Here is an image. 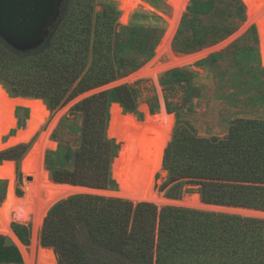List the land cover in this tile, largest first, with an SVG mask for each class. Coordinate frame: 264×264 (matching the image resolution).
Listing matches in <instances>:
<instances>
[{
    "label": "trees",
    "instance_id": "1",
    "mask_svg": "<svg viewBox=\"0 0 264 264\" xmlns=\"http://www.w3.org/2000/svg\"><path fill=\"white\" fill-rule=\"evenodd\" d=\"M89 1L90 8L82 0H63L59 16L55 11L43 35L27 49L18 50L0 36V84L13 97H21L10 98L0 85V102L12 107L11 121L3 133L17 126L15 108L47 109L42 101L28 99H41L50 110H57L81 94L139 70L153 57L155 40L139 34L137 26L118 29L119 11L113 0L96 15L95 24L93 0ZM116 1L121 12L132 2ZM199 15H211L209 23L196 24L189 18ZM244 16L242 0H192L179 32L180 36L186 31L192 34L186 42L177 38L175 49L187 53L216 45L236 31ZM227 56L228 52L216 53L202 64L213 66ZM144 83L122 85L74 106L72 114L82 124L66 120L59 132L67 128L69 134L77 135L76 141L62 142L56 136L59 148L46 155L54 182L113 190L116 181L120 184L124 140L164 136L162 129H152L136 118L123 117L116 129L109 130L113 104H120L125 113L139 114ZM190 83L188 74L179 70L160 80L167 112L177 113L171 141L172 128L166 133L170 143L163 167L168 180L162 190L170 186L166 196L172 200L192 192L208 205L264 212V119H236L223 139L200 137L180 117L190 96L183 103L174 102L176 87ZM146 91L151 114H157L158 97L153 89ZM120 146V158L113 166ZM11 148L0 154V160H20L27 152L24 146ZM35 154L38 157L37 150L24 158L25 173L35 171L31 166ZM14 231L23 244H29L28 227L16 225ZM42 244L54 250L56 264H264V221L77 195L50 210ZM0 264H23L19 249L1 235Z\"/></svg>",
    "mask_w": 264,
    "mask_h": 264
},
{
    "label": "rangeland",
    "instance_id": "2",
    "mask_svg": "<svg viewBox=\"0 0 264 264\" xmlns=\"http://www.w3.org/2000/svg\"><path fill=\"white\" fill-rule=\"evenodd\" d=\"M76 1L79 2V0ZM108 1L109 0H93L92 6L94 11L92 14V21L94 24L96 23V15L102 11L103 6H105ZM62 2L63 0H58L57 3L56 15L58 16L60 14ZM82 2L89 5L88 8H90V1L88 2V0H82ZM113 2L119 11L117 22L119 25L118 29L121 27L137 26L139 29V34L143 36L147 35L148 40H155L154 42H156V47L153 57L139 70L106 86L81 94L57 110H50L46 103L41 99H28L42 101L47 109H41L42 111L46 112L44 117L41 114V116L44 118H42L43 122L40 127L31 135V138L27 142L21 143L20 145H15V147H5V145L11 140L29 135L32 132L34 128V122L32 119L33 111L34 109L40 108H15L14 111L15 117L17 119V126L11 128L8 134H5L3 133V130L5 129L4 127L10 123L12 117L11 107L9 122L0 126V141L3 142H0V154L12 149L11 147H27L26 154L20 160H0V167L5 166L9 162L14 163L15 165V194L17 198L25 199L28 196L27 189L30 188L29 201L18 207H14L15 209L13 208L11 210L8 234L6 233L5 235L0 232L1 236L6 237L19 249L23 258V264L57 263L56 256L55 262L53 263H39L38 261L39 253L46 249V247H44L42 244V232L45 220L50 210L56 204L70 198H59L60 196L58 195L60 194L58 189L72 185L58 184L54 182L51 173L46 166V155L48 152L55 151L59 148V139L62 142H67L70 140L72 143H74L76 141L77 135L73 136L72 134H69L70 131L67 128H64V130H61L60 132L59 129L66 120H69V122L73 124L75 122L74 125L76 126H80L82 124V119L78 117V115L76 116L72 114V109L74 106H76L81 101L122 85L135 86L139 82H145L141 85L144 93L138 107L139 114L136 116L134 114L125 113L120 104H113L110 110L112 124L109 130L116 129L118 127L119 120L123 117L128 119L136 118L140 122H144L146 126L152 129H162L164 136L157 139L167 140L166 133L168 129L172 128L170 138L171 141L177 122V113L169 114L167 112L165 92L163 91V88L160 84V80L165 74L174 70H179L188 74V78L190 79L191 83L190 86L183 84V88L180 86L176 87L177 90L174 95V102L179 103L181 101L183 103L185 98L190 96V102L183 106V110L180 112V117L182 121L188 122L196 130L200 137L223 139L229 134L232 122H234L236 119H264V63L261 53L262 38L257 23L254 21L250 22L248 8L243 1L242 2L245 7L244 19L242 22L238 23L236 31L230 37L216 45L207 46L199 51L187 53L178 52L175 49V43L177 42V38L179 41V37L182 41L184 40L186 42V40H188L192 34L190 31L184 32L181 36L179 34L184 18L189 14V8L192 5V0H132L131 4L126 6L122 12L120 10V3L116 0H113ZM183 7L184 10L181 12L178 23L170 36L169 48L163 49V41H165L164 39L167 37L169 28L172 27V19L177 18L180 10L183 9ZM263 12L264 11L261 10L259 15L263 14ZM189 18L191 20L193 19L192 22L195 20L194 22L196 24L201 22V24L206 25L209 23L211 15H199L195 18H191L190 16ZM54 20L55 19H53V21ZM223 52H228L226 60L216 63L213 66H211V62L202 64L204 61L211 59L212 55ZM129 57L132 59L131 56ZM179 59H182V61L187 60V63L172 66L171 63ZM0 85L10 98H21L13 97L2 84ZM146 88L153 89L158 97L159 111L157 114H151L150 105L147 102L149 92H147L148 90L146 91ZM143 106H147L152 116L159 115L164 108L167 115L173 116L174 125L169 128L152 127L148 125L146 123V115L141 110ZM69 125L68 128H70ZM56 136L59 137V139ZM168 144L166 148L168 147ZM74 145H76V143ZM34 150L38 151V157L35 154L31 161V166L33 168L36 167L35 171L32 173H25L23 171V160ZM120 151L121 146L118 155L119 157ZM164 155L161 170L159 173H157L153 186V192L157 201H136L127 198L121 193L120 184H118L116 180L117 186L113 190H99L72 186L84 189L73 196H101L106 198L122 199L134 204L150 203L155 205L158 209L169 206L181 207L218 214L238 215L245 218H255L264 221L263 211L208 205L202 202L200 195L192 192L186 193L180 200H172L167 198L166 193L170 186L162 190L163 185L168 180V172L165 171L163 167ZM41 161L43 162L42 164ZM42 168L43 171L48 174V181L50 182L51 187L50 185L47 186L48 183H46L41 178ZM0 185L3 188V190L1 188V210L7 198L8 181L5 179H0ZM187 188L193 190L197 189V187L193 186H188ZM55 198L58 199H56L49 206L48 212L40 222V226L36 228L38 214H40V212L48 206L49 202ZM4 221L5 220L2 216V213L0 212V223L5 224ZM16 225H22L30 229V239L28 245L23 244L15 234L14 227Z\"/></svg>",
    "mask_w": 264,
    "mask_h": 264
},
{
    "label": "bare ground",
    "instance_id": "3",
    "mask_svg": "<svg viewBox=\"0 0 264 264\" xmlns=\"http://www.w3.org/2000/svg\"><path fill=\"white\" fill-rule=\"evenodd\" d=\"M242 1L248 8V16L250 22L253 21L256 22L259 27L260 35L262 38L261 53L264 63V12L263 14L259 15V12H261V10L264 11V0H242ZM184 7L183 9L180 10L177 18L172 19V27L169 28V32L166 37L167 39L165 38L164 39L165 41H163V45H164L163 49L169 48L170 36L173 33L175 26L178 23L180 14L184 10ZM184 63H187V60L182 61V59H179L171 64L172 66H177V65H182ZM141 110L146 115V123L152 127L169 128L174 125L173 116L167 115L164 108L162 112L157 116H152L147 106H143ZM10 113H11V105L9 103L0 102V126H2V124L9 122ZM41 114L44 117L46 112L42 111L41 109H34L33 117H32L34 122V128L32 132L29 135L11 140L9 143L5 145V147L15 146L29 141L31 135L40 127V125L43 122L44 118L41 116ZM167 144L168 141L166 139H157L154 137H127L124 140L123 160L120 171V189H121V193L124 196L136 201L139 200L157 201L155 194L153 192V186L155 182V177L157 173H159L161 170L163 155ZM42 163L43 162L41 161V164ZM41 170H42L41 172L42 180L48 183L47 186L50 185L51 187V184L48 181V174L43 171V168ZM0 179H5L8 181L6 202L3 205V208L0 210L5 220L4 221L5 224L0 223V232L6 235V233L8 234L9 232L11 210L14 207H18L29 201L30 188L27 189L28 196L25 199H19L16 197L15 165L12 162L7 163L3 167H0ZM82 190L84 189L79 187L65 186L62 187V189L60 188L58 189L60 194L58 196H60L59 198L61 197L67 198L73 196L74 194H77ZM56 199L58 198H55L52 201H50L48 206L45 209L43 208L44 209L43 211L40 210L41 212L40 214H38L37 217L36 228L40 226V222L44 218L45 214L48 212L49 206ZM55 256L56 255L53 250L45 249L39 253L38 261L39 263L42 262L53 263L55 262L56 259Z\"/></svg>",
    "mask_w": 264,
    "mask_h": 264
},
{
    "label": "water",
    "instance_id": "4",
    "mask_svg": "<svg viewBox=\"0 0 264 264\" xmlns=\"http://www.w3.org/2000/svg\"><path fill=\"white\" fill-rule=\"evenodd\" d=\"M57 3L58 0H0V36L18 50L34 46L55 14ZM111 124L112 118L109 129Z\"/></svg>",
    "mask_w": 264,
    "mask_h": 264
},
{
    "label": "flooded vegetation",
    "instance_id": "5",
    "mask_svg": "<svg viewBox=\"0 0 264 264\" xmlns=\"http://www.w3.org/2000/svg\"><path fill=\"white\" fill-rule=\"evenodd\" d=\"M22 10H23V11H25V12H27V11H28V10H27V9H25V8H23Z\"/></svg>",
    "mask_w": 264,
    "mask_h": 264
}]
</instances>
